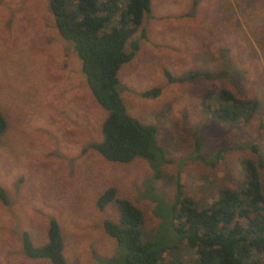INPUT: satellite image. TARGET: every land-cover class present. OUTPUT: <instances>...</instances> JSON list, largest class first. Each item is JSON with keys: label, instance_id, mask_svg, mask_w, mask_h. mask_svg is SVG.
Returning <instances> with one entry per match:
<instances>
[{"label": "rangeland", "instance_id": "1", "mask_svg": "<svg viewBox=\"0 0 264 264\" xmlns=\"http://www.w3.org/2000/svg\"><path fill=\"white\" fill-rule=\"evenodd\" d=\"M131 39L139 47L118 71L119 90L127 111L157 128L169 160L158 177L144 158L111 162L91 147L103 139L107 111L91 93L73 43L57 31L48 0H0V113L7 121L0 135L7 198H0V264H50L27 257L22 237L45 243L52 218L69 264H112L121 249L103 222L118 220L117 207L96 205L106 188L142 210L147 240L159 212L169 220L178 182L201 206L220 189L245 183L243 161L257 159L247 145L257 144L264 158V0H151ZM193 70L214 75L179 80ZM219 87L258 100L250 120L212 117L203 94ZM260 183L264 194V169ZM161 230L175 238L168 221Z\"/></svg>", "mask_w": 264, "mask_h": 264}, {"label": "trees", "instance_id": "2", "mask_svg": "<svg viewBox=\"0 0 264 264\" xmlns=\"http://www.w3.org/2000/svg\"><path fill=\"white\" fill-rule=\"evenodd\" d=\"M48 3L57 31L73 43L87 85L97 103L107 111L102 124L103 139L91 147L111 162L127 163L135 157L144 158L153 166L154 175L161 176L160 166L169 160L156 137L157 128L154 124L142 123L127 111L118 79L120 67L133 58L139 47L138 40L131 37L149 13L151 0H48ZM115 16V24L109 27ZM145 36L143 32L142 37ZM224 73L227 74L222 72L219 76H225ZM166 75L170 77L167 71ZM213 75L193 70L179 80L211 79ZM234 79L241 91L239 79ZM153 91L159 90L156 88L144 95ZM203 96L207 111L223 123H238L242 118L245 122L250 120L259 104L257 99H240L227 87L207 90ZM6 127L7 121L0 113V135ZM194 141L195 152H199L203 145L201 137L195 134ZM247 147L257 159L243 161V185L237 189L224 187L215 200L199 206L178 182L169 220L165 209L163 216L158 213L160 221L151 239H143L142 210L130 199L117 197L115 187L106 188L98 196L96 205L103 209L113 202L117 207L118 220L103 222L104 231L121 249L119 258L112 264H264V194L260 183L264 158L257 144ZM0 198L7 201L1 186ZM164 221L171 226L174 239L163 235ZM22 248L29 258L69 264L61 228L53 218L45 243L35 245L25 232Z\"/></svg>", "mask_w": 264, "mask_h": 264}]
</instances>
